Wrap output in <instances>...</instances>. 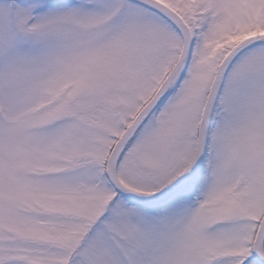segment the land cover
Returning <instances> with one entry per match:
<instances>
[{
	"label": "snow or ice",
	"instance_id": "obj_1",
	"mask_svg": "<svg viewBox=\"0 0 264 264\" xmlns=\"http://www.w3.org/2000/svg\"><path fill=\"white\" fill-rule=\"evenodd\" d=\"M0 264H264V0H0Z\"/></svg>",
	"mask_w": 264,
	"mask_h": 264
}]
</instances>
